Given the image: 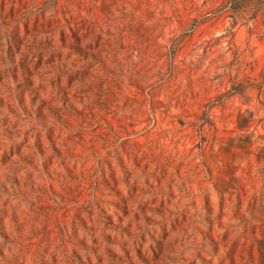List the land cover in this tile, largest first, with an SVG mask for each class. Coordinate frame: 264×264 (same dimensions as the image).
I'll return each instance as SVG.
<instances>
[{"label":"rangeland","instance_id":"obj_1","mask_svg":"<svg viewBox=\"0 0 264 264\" xmlns=\"http://www.w3.org/2000/svg\"><path fill=\"white\" fill-rule=\"evenodd\" d=\"M225 1L0 0V264H264L261 16Z\"/></svg>","mask_w":264,"mask_h":264},{"label":"trees","instance_id":"obj_2","mask_svg":"<svg viewBox=\"0 0 264 264\" xmlns=\"http://www.w3.org/2000/svg\"><path fill=\"white\" fill-rule=\"evenodd\" d=\"M213 15H225L233 17L234 19L243 20V23L256 18L259 14L261 16L262 32L261 36L264 39V0H226L222 5L217 7ZM261 82H264V67L260 73ZM238 86V85H237ZM235 84H231L228 89L220 93L214 100L213 103H219L223 98L231 95L235 92H241L242 90ZM200 123L198 124L201 128L205 123H210V118L207 110H204L199 117Z\"/></svg>","mask_w":264,"mask_h":264}]
</instances>
